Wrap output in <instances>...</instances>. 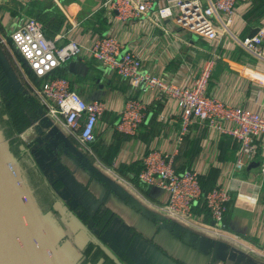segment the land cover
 Returning <instances> with one entry per match:
<instances>
[{
	"label": "crops",
	"instance_id": "1",
	"mask_svg": "<svg viewBox=\"0 0 264 264\" xmlns=\"http://www.w3.org/2000/svg\"><path fill=\"white\" fill-rule=\"evenodd\" d=\"M102 1L0 0V37L12 44V30L29 17L42 22L50 37L66 35L60 44L70 39L89 44L111 34L123 43L124 50L141 53L146 59V70L179 83L188 82L199 73L205 56H213L216 64L208 94L264 115V46L262 57H257L240 43L246 36L256 34L264 23V0H237L230 31L214 40L186 32L168 20H157L152 12L138 18L120 19L116 12L102 8ZM162 1L155 0L156 6ZM70 18L78 25L73 27ZM218 27L222 29L220 25ZM12 49L27 77L39 82L19 51L15 47ZM8 57L15 66L12 57ZM56 72L67 77L72 88L86 100L97 98L108 106L99 121L96 140L91 145L95 156L87 155L77 163L67 156L61 164L49 162L50 166L45 168H52L55 173V176H49L51 184L37 186V190L40 189L38 196L37 190L33 191L68 264H118L109 252L122 264H264V255L250 254L246 248L229 242L232 247L246 253L240 263L229 257L226 261H214L212 254L205 255L184 243L182 238L163 229L158 221L144 216L139 210L141 205L156 210L145 204L129 186L101 170L97 163L99 159L114 166L133 181L143 197L161 203L166 199L162 189L142 183L132 171L122 173L120 169L136 162L143 168L142 157L152 148L163 151L178 148L176 168L184 171L194 167L200 171L204 189L218 183L229 184L231 167L238 157V143L233 136L220 134L205 123L196 122L178 144L180 116L175 101L133 88L124 77L89 56H75L62 63ZM21 77L27 93L11 91L5 95L9 94L10 99L20 97L29 101L26 111L36 117L37 111L44 108L22 74ZM4 83L5 80L0 89ZM129 96L142 97L149 104L135 135L116 128ZM162 115H167V120H162ZM62 131L74 146L83 148L76 136ZM256 145V154L251 158L246 156V166L234 174L259 184V187L244 185V194L233 192L225 224L230 231L264 253V136L257 140ZM37 154L42 161L46 159L42 151H37ZM86 159L124 187L125 192L116 194L105 182L90 174L84 162ZM134 177L137 181L132 179ZM252 194H258V199L255 200ZM194 211L205 222L213 223L204 199L195 202Z\"/></svg>",
	"mask_w": 264,
	"mask_h": 264
},
{
	"label": "built area",
	"instance_id": "2",
	"mask_svg": "<svg viewBox=\"0 0 264 264\" xmlns=\"http://www.w3.org/2000/svg\"><path fill=\"white\" fill-rule=\"evenodd\" d=\"M236 3L237 0H163L161 5L156 6L155 0H103L101 7L116 12L123 20L152 12L157 20H168L186 32L214 40L218 35L230 31ZM70 21L73 27L78 25L72 18ZM218 25L222 27L221 30ZM64 36L66 35L59 34L48 38L42 22L29 17L12 30V44L0 37L5 52L14 60L16 69L24 80H27L46 114L68 134L79 139L85 154L95 156L91 145L96 140L99 121L108 106L97 98L86 100L72 88L67 77L56 72L62 63L82 55L99 61L108 70L124 77L133 88L146 93H156L158 98L175 101L180 116V133L176 138L178 144L184 140L196 122L205 123L220 134L233 136L238 143V157L231 167L229 184L218 183L206 192L202 188L200 171L194 167L184 171L176 168L178 148L173 151H163L160 148L149 150L142 157L143 168L138 179L166 193V199L161 203L143 197L133 181L117 171L114 166L99 159L97 163L101 170L109 172L115 179L129 186L135 194H139L145 204L163 216L211 238L246 248L250 254L264 255L239 234L230 231L225 224L228 203L233 192L244 194V185L259 187V184L241 179L234 173L244 169L246 156L251 158L256 154V142L264 136V115L251 108L228 104L219 97L208 94L216 64L215 58L205 56L199 73L188 82L179 83L146 70V59L141 53L124 50L123 43L114 35L107 34L89 44H82L74 39L60 44ZM240 43L247 51L262 57L264 23L259 26L256 34L246 36ZM12 47L19 51L39 82L35 83L27 77L21 61L12 54ZM148 106L144 98L129 96L116 125L117 130L129 135L137 134ZM161 119L167 120V115H162ZM262 180L264 181V154ZM252 195L255 200L258 199V194ZM200 199H204L211 214V224L202 220L194 211L195 202Z\"/></svg>",
	"mask_w": 264,
	"mask_h": 264
},
{
	"label": "water",
	"instance_id": "3",
	"mask_svg": "<svg viewBox=\"0 0 264 264\" xmlns=\"http://www.w3.org/2000/svg\"><path fill=\"white\" fill-rule=\"evenodd\" d=\"M0 68L5 77V83L1 86V91L4 94L11 91L27 93L23 88L22 77L1 43ZM36 114L37 118L32 122V134H34L36 142L34 148L36 154L39 150L45 154L44 161L38 159L45 172H47L45 166L49 167L50 163L61 164L64 161V156L76 163L86 158L87 155L79 147L74 146L61 127L44 110L39 109ZM59 152L63 154L60 155ZM84 162L89 173L105 182L116 194L125 192L124 187L104 174L94 164H90L87 159ZM50 176H55L54 171L50 172ZM139 208L144 216L158 221L163 229L177 238H182L184 243L193 246L205 255L212 254L214 261H226L229 257L230 260L240 263L247 256L246 253L232 247L229 243L196 232L147 206L141 205ZM109 255L118 264H122L114 254L109 252ZM0 264H68L58 247L51 226L42 213L36 196L24 176L22 166L8 145L1 125Z\"/></svg>",
	"mask_w": 264,
	"mask_h": 264
},
{
	"label": "rangeland",
	"instance_id": "4",
	"mask_svg": "<svg viewBox=\"0 0 264 264\" xmlns=\"http://www.w3.org/2000/svg\"><path fill=\"white\" fill-rule=\"evenodd\" d=\"M4 80L5 77L0 68V84ZM28 104L29 101L20 97L10 99L9 94L5 95L0 89V125L10 149L22 166L24 176L34 191V184H51L52 178L49 176L53 170L48 168L45 172L38 162L40 155L35 152V137L32 134V122L37 116L28 115L26 111V108H29Z\"/></svg>",
	"mask_w": 264,
	"mask_h": 264
},
{
	"label": "trees",
	"instance_id": "5",
	"mask_svg": "<svg viewBox=\"0 0 264 264\" xmlns=\"http://www.w3.org/2000/svg\"><path fill=\"white\" fill-rule=\"evenodd\" d=\"M44 32H45V34H46V31H45V27H44ZM46 36L48 37V38H53V36H48L47 34H46ZM18 54H20V53H18ZM58 75H60L59 73H58ZM62 76V75H61ZM138 163L139 162H136V163H133V164H131V165H128V166H124V168H122V169H120V171L122 172V173H124L125 171H132V172H134L135 173V177L138 179V175H139V173H140V171L142 170V166H138ZM126 174V173H125ZM132 178L133 180H136V178ZM137 181V180H136ZM40 184L39 183H37L36 185L34 184V189L35 190H37V186H39ZM203 188V187H202ZM211 189V188H210ZM203 190H206V191H208L207 189H204L203 188ZM39 191H40V189L39 190H37L35 193H36V195L38 196L40 193H39ZM206 191H204V192H206Z\"/></svg>",
	"mask_w": 264,
	"mask_h": 264
},
{
	"label": "flooded vegetation",
	"instance_id": "6",
	"mask_svg": "<svg viewBox=\"0 0 264 264\" xmlns=\"http://www.w3.org/2000/svg\"><path fill=\"white\" fill-rule=\"evenodd\" d=\"M86 155H89V154L86 153Z\"/></svg>",
	"mask_w": 264,
	"mask_h": 264
}]
</instances>
